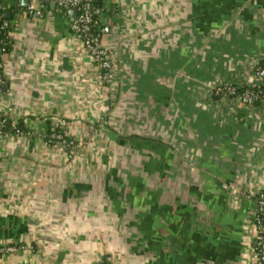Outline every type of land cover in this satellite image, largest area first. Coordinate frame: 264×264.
Listing matches in <instances>:
<instances>
[{
	"label": "crops",
	"instance_id": "crops-1",
	"mask_svg": "<svg viewBox=\"0 0 264 264\" xmlns=\"http://www.w3.org/2000/svg\"><path fill=\"white\" fill-rule=\"evenodd\" d=\"M21 1L0 0V115L25 129L0 134V264H252L264 105L211 91L258 83L264 0H103L112 86L75 13Z\"/></svg>",
	"mask_w": 264,
	"mask_h": 264
},
{
	"label": "built area",
	"instance_id": "built-area-1",
	"mask_svg": "<svg viewBox=\"0 0 264 264\" xmlns=\"http://www.w3.org/2000/svg\"><path fill=\"white\" fill-rule=\"evenodd\" d=\"M46 3L53 4L58 9L75 11V16L70 26L71 30L81 43L85 53L100 70L102 81L105 84L112 86L117 77L115 64L103 43L101 33L91 32V27L94 23V15H99L100 9L92 8L90 0H45V2L44 0H28L26 8L29 13L38 14L41 9L43 10L47 7ZM7 25V22H3L0 26V30L8 28ZM256 76L259 83L264 76V68L260 69L256 73ZM229 92L233 94V88H229ZM251 95V93L246 94L244 97L249 98ZM4 117L5 116L0 115V123L3 122L2 119H5ZM52 136L56 138L61 137L60 134L55 133H53ZM69 143L71 144L72 142ZM257 204L264 214V193H261L258 197ZM254 221L253 224L258 235L264 233V224H261L257 217L254 218ZM18 248V246L13 244L0 245V254H10L17 251ZM251 260L252 264H264V257H260L258 253L253 251V249Z\"/></svg>",
	"mask_w": 264,
	"mask_h": 264
},
{
	"label": "trees",
	"instance_id": "trees-1",
	"mask_svg": "<svg viewBox=\"0 0 264 264\" xmlns=\"http://www.w3.org/2000/svg\"><path fill=\"white\" fill-rule=\"evenodd\" d=\"M45 2V0H44ZM90 4L92 8L100 9L99 15H94V23L91 27L92 33H101L99 28V18L101 14L105 11L103 8V0H90ZM46 6L49 7V4L46 3ZM3 22H7L6 18L4 17L3 11L0 8V26ZM8 28L0 30V62H1V56L8 52V50L11 47V41H10V25H7ZM264 68V60H260L256 63L254 67L255 74L260 70ZM0 74H1V67H0ZM229 88H233L234 93L231 94L229 92ZM252 94L251 97L246 98L244 97L246 94ZM211 95L214 99H220L224 96L226 97H236L239 96L243 99H246L250 104L253 106H260L264 105V76L261 78L259 83L257 84H233V83H222L218 86H216L212 91ZM5 119H2L3 122L0 123V134L8 133V132H23L25 131L22 122H18L16 125H12L11 121L4 117ZM1 122V119H0ZM62 130L56 129L55 134H60V138H56L52 136L51 131L47 133L46 140L48 143H58V142H65L69 141V139L66 136H62ZM68 139V140H67ZM261 195V193H258L256 195V199L258 200V197ZM257 217L261 224H264V214L262 213V210L257 206L256 212L253 216V222L254 218ZM264 233H260L258 235V238L256 239L255 243L253 244V251L258 253L260 257H264ZM106 264V263H102Z\"/></svg>",
	"mask_w": 264,
	"mask_h": 264
},
{
	"label": "water",
	"instance_id": "water-1",
	"mask_svg": "<svg viewBox=\"0 0 264 264\" xmlns=\"http://www.w3.org/2000/svg\"><path fill=\"white\" fill-rule=\"evenodd\" d=\"M27 3H28V0H22L21 1V5H23V6H26L27 5ZM51 6L52 7H54V5L53 4H51ZM71 13L73 12V13H75V11L74 10H69ZM113 60V59H112ZM113 62H114V60H113ZM114 64H115V62H114ZM116 68V67H115ZM116 75H117V73H116ZM116 79H117V77H116ZM115 83H116V81H115ZM115 83L113 84V85H115ZM264 241V240H263ZM263 247H264V245H263Z\"/></svg>",
	"mask_w": 264,
	"mask_h": 264
},
{
	"label": "rangeland",
	"instance_id": "rangeland-1",
	"mask_svg": "<svg viewBox=\"0 0 264 264\" xmlns=\"http://www.w3.org/2000/svg\"><path fill=\"white\" fill-rule=\"evenodd\" d=\"M115 67H116V73H117V66H116V63H115ZM118 74V73H117ZM215 88V87H214ZM214 88H212V90L214 89Z\"/></svg>",
	"mask_w": 264,
	"mask_h": 264
}]
</instances>
